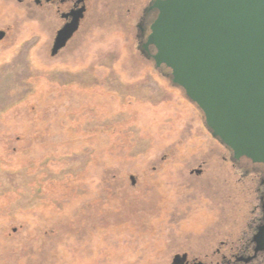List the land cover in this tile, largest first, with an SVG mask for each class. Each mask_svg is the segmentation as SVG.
I'll return each instance as SVG.
<instances>
[{
	"label": "rangeland",
	"instance_id": "obj_1",
	"mask_svg": "<svg viewBox=\"0 0 264 264\" xmlns=\"http://www.w3.org/2000/svg\"><path fill=\"white\" fill-rule=\"evenodd\" d=\"M142 2L99 0L53 56L0 0V264H169L213 219L184 166L218 146L136 48Z\"/></svg>",
	"mask_w": 264,
	"mask_h": 264
},
{
	"label": "water",
	"instance_id": "obj_2",
	"mask_svg": "<svg viewBox=\"0 0 264 264\" xmlns=\"http://www.w3.org/2000/svg\"><path fill=\"white\" fill-rule=\"evenodd\" d=\"M144 47L202 114L210 136L264 164V0H151ZM76 25L57 32L51 55ZM4 31L0 30V39Z\"/></svg>",
	"mask_w": 264,
	"mask_h": 264
},
{
	"label": "flooded vegetation",
	"instance_id": "obj_3",
	"mask_svg": "<svg viewBox=\"0 0 264 264\" xmlns=\"http://www.w3.org/2000/svg\"><path fill=\"white\" fill-rule=\"evenodd\" d=\"M1 1L10 2L25 11L28 18L42 24L50 34L48 42L51 46L60 29L76 25V30L60 50L70 45L78 32L89 24L99 4V0ZM150 1L143 0L141 6L133 8L132 28L135 32L132 37L138 51L152 62L150 56L155 49L152 45L144 47L149 26L157 13L156 9L148 10ZM155 69L169 81L168 68L161 65ZM190 104L202 117L198 108ZM211 139L218 150L208 149L203 156L192 157V161L199 158L194 160L195 166L188 168L190 160H187L184 169L195 178L197 187L208 195L203 197L201 205L206 211L214 212L213 219L202 231L184 235L180 241L172 243V247L180 248L171 250L169 264H264V164L246 157L235 158L229 149ZM194 184H187V187Z\"/></svg>",
	"mask_w": 264,
	"mask_h": 264
}]
</instances>
